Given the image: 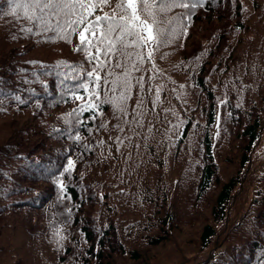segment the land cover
Here are the masks:
<instances>
[{
  "label": "trees",
  "instance_id": "obj_1",
  "mask_svg": "<svg viewBox=\"0 0 264 264\" xmlns=\"http://www.w3.org/2000/svg\"><path fill=\"white\" fill-rule=\"evenodd\" d=\"M185 15L187 32L131 73L125 110L100 86L99 107L80 112L90 98L76 85L96 61L78 31L64 40L0 0V264H264V0L162 19ZM236 144L223 180L218 156ZM176 230L196 236L191 259Z\"/></svg>",
  "mask_w": 264,
  "mask_h": 264
},
{
  "label": "snow or ice",
  "instance_id": "obj_2",
  "mask_svg": "<svg viewBox=\"0 0 264 264\" xmlns=\"http://www.w3.org/2000/svg\"><path fill=\"white\" fill-rule=\"evenodd\" d=\"M202 4L203 0H117L112 8L110 0H7L11 14L22 12L26 19L38 21L44 30L54 24L59 38L69 40L71 33L78 31L80 50L89 63L96 61L91 70L86 71L88 79L76 85V88H83L90 98L82 102L80 112L99 107L94 101H98L100 86H110L112 95L106 94L105 99L114 107L125 110L124 104L130 99L132 90L131 73L139 71V65L146 60H153L157 48L186 33L183 20L191 19L190 15L169 17L166 21L162 17L176 7L191 12ZM105 7L109 10L103 11ZM98 9L102 14H97ZM110 64L123 67L124 71L119 74L109 71L102 77L101 70ZM79 70L84 71L82 67ZM71 95L81 99L76 91ZM91 118H94V113ZM63 167L64 172L54 178L61 191L65 183L60 177L70 174L75 167L71 156L67 157ZM40 195L37 191L36 196Z\"/></svg>",
  "mask_w": 264,
  "mask_h": 264
},
{
  "label": "rangeland",
  "instance_id": "obj_3",
  "mask_svg": "<svg viewBox=\"0 0 264 264\" xmlns=\"http://www.w3.org/2000/svg\"><path fill=\"white\" fill-rule=\"evenodd\" d=\"M0 140H1V137H0ZM237 143L239 145H241L239 142H237ZM238 144L234 145L233 150H225L224 156H223V154H220V156H218L217 160L219 161V163H218L219 174L223 180H228L231 176L235 177L237 174L238 163H239L240 155L242 153V149L240 147H238ZM263 153H264V127H263L262 133H261V145L258 149L257 157H259V159L263 160L264 159ZM233 219H234V216H233ZM254 219H256V218H254ZM230 223H231V215L228 214L227 227H231ZM175 226H176V224H175ZM73 227L74 226H71V233H73V231H74ZM191 235L192 236L190 237L184 233H181V230H176V232L174 234V238H176V239H183L184 238L185 243L179 241V245H180L181 249L183 250L184 254L186 255L185 257L190 258V259L194 256L195 252H193V251L199 246L196 236L193 234H191ZM215 245H217V246L215 247ZM215 245H214V248H217L220 246L218 243ZM13 251L18 252L19 249H16ZM18 255H20V252L18 253ZM205 256L207 259L211 255H209V254H201L200 255V257H202V258H204ZM14 259H17V258L14 257ZM22 263H23V260L20 259L19 261L16 260V262H9L8 264H22ZM1 264H6V263H1Z\"/></svg>",
  "mask_w": 264,
  "mask_h": 264
}]
</instances>
